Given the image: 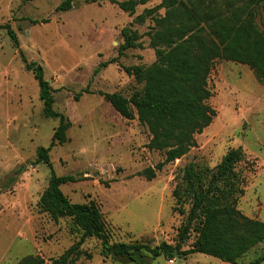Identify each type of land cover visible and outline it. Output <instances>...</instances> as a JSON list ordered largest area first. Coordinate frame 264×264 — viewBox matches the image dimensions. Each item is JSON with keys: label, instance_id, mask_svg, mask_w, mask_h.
Here are the masks:
<instances>
[{"label": "rangeland", "instance_id": "obj_1", "mask_svg": "<svg viewBox=\"0 0 264 264\" xmlns=\"http://www.w3.org/2000/svg\"><path fill=\"white\" fill-rule=\"evenodd\" d=\"M61 1L0 0V24L11 26L28 61L42 65L44 77L55 89L53 108L70 121L67 140L49 151L57 175L75 176V181L60 186L70 201L96 203L110 242L174 244L185 220L182 211L187 210V203L177 205L172 195L183 167L189 162L214 167L229 148L239 147L243 158L236 169L242 175L243 192L237 208L264 220V84L255 72L232 60L213 62L207 78L211 96L206 101L215 111L211 123L194 135L195 146L148 180L144 168L155 166L164 153L146 146L150 133L135 114L122 117L100 92L130 97L141 91L143 83L124 67L155 61L147 34L153 20L146 10L163 14L161 0L138 4L131 14L110 0H74L70 9L55 10ZM254 12L255 23L264 31V1L254 6ZM140 15L142 22L137 20ZM125 26L136 29L139 38L136 46L119 55ZM18 49L1 28L0 264H16L26 255L50 262L78 238L71 219L53 220L38 204L50 168L33 161L36 149L49 145L57 119L43 116L37 81L24 68ZM110 60L114 61L100 65ZM85 88L88 92L82 91ZM194 237L191 231L182 249L189 248ZM81 249L83 254L73 264H135L103 257L95 237L87 238ZM263 251L264 241L238 262L245 264ZM143 264L231 263L196 252L172 259L147 257Z\"/></svg>", "mask_w": 264, "mask_h": 264}, {"label": "trees", "instance_id": "obj_2", "mask_svg": "<svg viewBox=\"0 0 264 264\" xmlns=\"http://www.w3.org/2000/svg\"><path fill=\"white\" fill-rule=\"evenodd\" d=\"M73 1L62 0L55 10L66 11ZM110 1L131 14L136 5L148 0ZM263 1L161 0L158 6L164 8L163 14L152 15L153 9L146 10L153 20L147 34L155 61L147 66L124 67L127 74L143 83L141 91L130 97L118 92L100 94L122 117L132 118L135 114L150 133L146 146L164 153L163 160L144 168L142 173L148 180L154 177L156 170L182 157L195 146L194 135L211 123L215 111L206 102L211 96L207 78L216 59L248 65L264 84V31L258 28L254 19V6ZM143 19V15L137 17L139 22ZM40 21L45 22L46 19ZM1 28L18 49V40L11 26L0 24ZM121 34L123 42L119 46V55L136 46L139 38L137 30L131 26L121 28ZM18 51L24 68L37 81L43 116L57 119L49 145L37 148L33 161L45 163L50 168L47 186L38 204L53 220L71 219L78 238L50 262L37 255H26L16 264H73L83 254L81 245L89 237L100 241L103 257H118L135 264H143L147 257L162 255L172 259L196 252L239 264L240 257L264 241V220L249 217L237 208V200L243 192L242 175L236 169L243 154L237 147L229 148L214 167L195 162L183 167L172 195L177 205L183 207L187 203V210L181 208L186 215L174 244L163 241L151 246L142 242H110L96 203L92 200L71 202L60 188L62 184L75 181V176L57 175L51 168L49 151L55 144L67 140L70 121L53 108L55 89L44 77L42 65L28 61L23 52ZM82 91L88 92V89ZM81 92L76 93L74 99ZM191 231L195 233L194 240L189 248L182 249ZM86 256L90 257V254ZM263 260L264 251L245 264H258Z\"/></svg>", "mask_w": 264, "mask_h": 264}]
</instances>
